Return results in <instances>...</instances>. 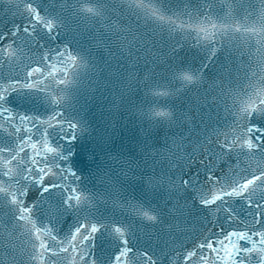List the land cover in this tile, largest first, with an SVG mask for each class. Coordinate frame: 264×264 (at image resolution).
<instances>
[{
  "label": "water",
  "instance_id": "95a60500",
  "mask_svg": "<svg viewBox=\"0 0 264 264\" xmlns=\"http://www.w3.org/2000/svg\"><path fill=\"white\" fill-rule=\"evenodd\" d=\"M70 2L75 4L76 0ZM54 3L57 4L55 9L52 7ZM106 4L109 11L102 22L75 15L71 9L63 11L64 26L56 40L49 39L45 31L38 26L37 32L31 37L21 30L18 37H9L4 41V44H7L9 40L15 39L13 48L17 49V55L12 58L11 65L5 63L0 67V82L20 79L22 83H29L30 81L24 79L28 66H35L45 53L53 57L56 67L60 69V58L56 57L55 50H64L65 46L80 53L87 62L86 67L76 70L75 76L72 73V65H69L66 78L71 83L68 86L53 84L48 93L50 96L62 98L56 111L64 113L83 130L81 132L78 129L79 134L71 144L73 155L68 161V165L80 179L74 182L72 177H69L64 183H71L94 196V206L90 210L81 211L78 217L60 207L63 198L61 189H54L51 194L46 193L42 199L36 187L29 189L25 202L29 205L38 203L35 209L38 221L48 223L51 220L61 236L77 226L84 216H89L93 222L107 225V229H101V232L96 234L95 241L96 254L105 257V260L117 249V242L109 235L112 226H130V246L137 250L150 247L160 258L159 264H183L182 259L176 257V252L190 249L196 241L209 235L210 231L223 235L220 231L221 225L226 230L241 228L240 221L252 219L248 216L251 209L247 207L243 197H226L229 203L215 212L198 203H192L189 199L190 213L176 218L168 216L166 208L172 207V202L169 201L166 205L167 192L153 185L157 184V178L165 173L173 177L180 175L178 167H169V147L175 150L172 144L173 134L183 131L187 136L186 127L191 125L178 128L150 124L143 113L157 105H167L182 113L195 108V111L191 112L195 117L196 126L193 140L197 136L203 138L212 135L214 131H228L233 122L229 111L233 99L227 94L228 89L239 91L241 86H247L245 74L251 75L248 71L249 65L255 68L259 56L257 54L251 60L248 56L250 51L255 52V38L249 40V33H245L243 29L240 32L230 31L229 36L218 40L217 47L220 51L216 62L202 70L200 85L193 86L181 95L161 97L153 102V97L146 95L145 78L163 81L164 77L171 78L172 73L179 69H198L205 62L204 52L196 46L193 39L195 33L189 35L191 29L187 27L185 31L169 33L155 29L150 22L146 25L143 20L130 18L124 0H106ZM168 4L178 14L188 11L193 17L199 16L201 21H204L205 17L199 9L208 11L203 0H168ZM18 5L23 6L21 0H0V32H8L14 24L28 23L24 17L14 14L17 13ZM37 6L41 7V10L47 8L54 15L61 12L57 0H37ZM260 7L259 0H215L210 18L217 24L224 23L232 29L241 24H258ZM181 19L188 24L194 23L187 15H181ZM137 24L141 32L148 31L153 35L155 45L152 46L150 41L151 51L136 52V49H133V55H129L128 48L125 47L124 54L120 55V50L109 39L110 34L126 25L136 29ZM173 48L177 50L174 52ZM221 65H226L231 70L230 74L226 73L228 79L224 80V93H221L219 88H209L214 81L216 84L221 83ZM56 74L64 75L62 70ZM44 96L45 93L34 92L26 98L13 94L9 99V106L14 113L34 118L27 124L33 141L41 138L46 125H41L40 121L52 116L55 107L44 99ZM16 124L20 125V121L16 120ZM20 126L19 133L10 129L13 132L11 138L2 131L0 136L13 142L25 139L29 133L24 131V125ZM64 128L67 131L68 125L65 124ZM47 131L53 146L66 145V141L61 138L65 133L60 132L58 127L48 128ZM212 138L215 140L214 135ZM176 139H179L178 135ZM191 151L192 145L186 144L184 152ZM236 163L235 159L228 157L226 162L220 163V169L226 173L229 166ZM240 167L246 165L241 163ZM124 172L128 175H123ZM220 174L218 171L217 175ZM0 179L7 180L6 177ZM52 181L53 177L49 176L45 183ZM262 197L264 192H257L253 199L260 200ZM181 203H184V198H181ZM220 203L217 201L211 208H217ZM139 204L146 208L151 206L165 209L163 226L142 222L130 207ZM229 213L235 217V223L227 221ZM0 220L7 222L9 230L14 223L9 221V216L4 212H0ZM171 224H178L179 228H172L170 232L162 231V228L168 229ZM22 233L23 228L16 229L11 242L16 245L18 252H23L18 259L21 264H25L30 250L29 236ZM8 242L9 238L5 232L3 243ZM162 249L168 255L161 256ZM136 264H142V261L137 260Z\"/></svg>",
  "mask_w": 264,
  "mask_h": 264
},
{
  "label": "snow or ice",
  "instance_id": "6c2138e0",
  "mask_svg": "<svg viewBox=\"0 0 264 264\" xmlns=\"http://www.w3.org/2000/svg\"><path fill=\"white\" fill-rule=\"evenodd\" d=\"M21 3L23 6L18 5L17 13L14 14L24 17L28 23L14 24L8 32H0V67L5 63L11 65L12 58L17 55V49L13 48L15 39L9 40L7 44H4V41L9 37H18L21 30L31 37L39 26L49 39L56 40L64 26L63 11L71 9L75 15H83L97 22H102L109 11L106 0H76L75 4L70 0H57L61 12L55 15L47 8L41 10V7L37 6V0H21ZM124 3L130 18L143 20L146 25L150 22L155 29L171 33L185 31V27L190 28L189 35L195 33L193 39L196 46L205 54V62L201 68L179 69L172 73L171 78L164 77L163 81L145 78L146 95L153 97V102L161 97L181 95L193 86L200 85L202 70L216 62L220 51L217 47L218 40L229 36L230 31L240 32L243 29L245 33H249V40L255 38V52L250 51L248 56L250 60L257 54L259 56L255 68L249 65L248 71L251 75L245 74L247 86H241L239 91L228 89L227 94L233 99V105L229 109L233 122L228 131H214L212 135L203 138L197 136L193 140L196 126L195 117L191 112L195 111V108L182 113L167 105H157L143 115L150 124L178 128L191 125L186 127L187 136L183 131L174 133L172 144L175 150L169 147V167H178L180 175L173 177L165 173L157 178V184L153 185L167 192L166 205L169 201L172 202V207L166 208L168 216L176 218L190 213L189 199L192 203H198L215 212L229 203L226 197H243L247 207L251 209L248 216L252 219L240 221L241 228L226 230L221 225L220 231L223 235L210 231L209 235L196 241L190 249L176 252V257L181 258L183 264H264V197L260 200L253 199L257 192H264V0H259L261 7L258 24H241L234 29L211 20L215 0H203L208 9H199L205 17L204 21H201L199 16L193 17L188 11L178 14L171 9L168 0H124ZM56 6L54 3L53 9ZM181 15H187L194 23L183 21ZM125 32L127 35H124ZM109 39L120 50V55L124 54L125 47L128 48L129 55H133V49H136V52L151 51L150 41L152 46L155 45L153 35L148 31L141 32L139 24L136 29L131 25L121 27L111 33ZM176 50L173 48L174 52ZM55 54L60 58V69L56 67L53 57L45 53L35 66H28L24 79L30 81L29 83H22L20 79L0 82V131L11 138L13 132L10 129L19 133L20 125H24V131L29 133L25 139H17L15 142L0 136V177L7 178L0 179V212L8 215L10 222H14L9 230L7 222L0 220V264H21L18 256H22L23 252H18L16 245L11 242L13 232L19 228L24 229L22 234L29 236L30 250L25 264H136L137 260H141L142 264H159L160 258L150 247L137 250L130 246V226H112L109 235L117 242V249L105 260V257L96 254L95 241L96 234L100 233L101 229H107V225L93 222L89 216H84L77 226L61 236L51 220L48 223L38 221L35 214L38 203L29 205L25 202L29 189L36 187L42 199L46 193L51 194L54 189H61L63 198L60 207L78 217L81 211L90 210L94 206V196L71 183H64L69 177H72L74 182L80 179L68 165L73 155L71 144L79 134V125L73 123L64 113L56 111L62 98L50 96L48 93L53 84L68 86L71 83L66 78L69 65H72V73L75 76L76 70L86 67L87 62L80 53L69 50L68 46H65L64 50L56 49ZM61 70L64 75L58 76L56 73ZM230 71L226 65H221V83L216 84L214 81L209 88H219L221 93H224V80L228 79L226 73L230 74ZM46 81L48 83H45ZM34 92L45 93L44 99L55 106L53 115L40 121L41 125L46 127L38 141H33L31 130L27 127L34 118L14 113L9 106V99L13 94L26 98ZM16 120L20 121V125L16 124ZM65 124L68 125L67 131ZM52 127H58L60 132L65 133L61 137L66 141L64 147L58 144L53 146L49 141L47 129ZM186 144L192 145L191 152H184ZM228 157H232L237 163L229 166L228 172L225 173L220 169V163L226 162ZM241 163L246 167H240ZM197 164L199 167H196ZM218 171L220 175H217ZM123 175L127 176L128 173L124 172ZM49 176L53 177V181L45 183ZM181 198H184V203H181ZM217 201L221 203L212 209L211 205L217 204ZM130 207L142 222L163 226L165 209L151 206L146 208L143 204ZM227 221L235 223V217L229 213ZM172 228H179V225L171 224L168 229L162 228V231L170 232ZM5 232L9 238L8 243H3ZM213 236L216 238L212 239ZM166 255L168 253L162 249L161 256Z\"/></svg>",
  "mask_w": 264,
  "mask_h": 264
}]
</instances>
